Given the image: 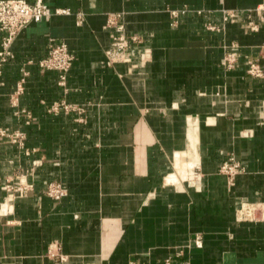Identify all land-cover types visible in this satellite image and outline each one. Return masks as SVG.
I'll return each mask as SVG.
<instances>
[{"label": "crops", "instance_id": "crops-1", "mask_svg": "<svg viewBox=\"0 0 264 264\" xmlns=\"http://www.w3.org/2000/svg\"><path fill=\"white\" fill-rule=\"evenodd\" d=\"M43 1L69 14L23 29L0 74V131L25 136L0 138V264H264V222L237 218L264 201V75L247 63L264 70V0ZM117 14L137 41L109 66ZM51 39L75 55L65 87L37 64Z\"/></svg>", "mask_w": 264, "mask_h": 264}, {"label": "built area", "instance_id": "built-area-1", "mask_svg": "<svg viewBox=\"0 0 264 264\" xmlns=\"http://www.w3.org/2000/svg\"><path fill=\"white\" fill-rule=\"evenodd\" d=\"M259 12L262 13L264 17V7L259 8ZM55 14H69V10L53 8L43 0H36L33 3L26 0H0V33L2 34L3 46V49L0 52V74L4 63L13 57L11 47L18 34L30 24L48 20ZM120 18V14L111 15L107 21V26L114 30L111 47L106 52V63L109 66L114 63L125 62L128 49L137 41L136 37H126L124 25L120 22ZM248 25L251 31L259 30V25L253 21L249 22ZM74 61L75 55L64 41L51 39L48 54L40 59L37 64L42 71L57 72L59 76V85L65 87L67 85L68 74L73 67ZM235 62L236 59L231 55H228L224 59V64L229 67L234 65ZM247 63L249 75L254 77H262L264 75V70L261 67L259 60L251 58ZM27 77L28 72L23 71L11 97V103L14 107H18L19 105L20 97L25 90ZM72 107L71 104L62 101L52 105L50 110L59 111L60 109H63L68 111ZM8 131V129L2 131L1 134L3 137L0 138L8 137ZM23 137L25 138L24 134ZM14 142L17 143L18 140L16 139ZM23 142L24 139L20 144L22 145ZM243 171L244 167L234 159L225 161L220 167V173L227 176L230 185L234 184L235 177ZM32 188L33 185L26 184L24 187H18V189H15L12 192L23 195ZM46 193L53 200L60 201L68 192L61 183L52 181L47 185ZM237 218L240 221L264 222V201L243 204L237 213ZM51 254L54 255L53 253Z\"/></svg>", "mask_w": 264, "mask_h": 264}, {"label": "rangeland", "instance_id": "rangeland-1", "mask_svg": "<svg viewBox=\"0 0 264 264\" xmlns=\"http://www.w3.org/2000/svg\"><path fill=\"white\" fill-rule=\"evenodd\" d=\"M4 130H6V129H3V130L0 131V137H3V135L1 133ZM8 133H9V136L8 137H4V138H9L12 143H15L14 141L17 139L18 140L17 143L20 144L23 141V139H24L23 133L21 131H19V130H15V131H12V132L8 131ZM0 142H1V140H0ZM9 181H6V183H7L6 186L9 188V190H12V191H14L15 189H18V187L22 188V187H24L26 185V183H21V182H18V184L16 185V184H13V183H11Z\"/></svg>", "mask_w": 264, "mask_h": 264}, {"label": "bare ground", "instance_id": "bare-ground-1", "mask_svg": "<svg viewBox=\"0 0 264 264\" xmlns=\"http://www.w3.org/2000/svg\"><path fill=\"white\" fill-rule=\"evenodd\" d=\"M179 157H180V155H179ZM179 159V158H178ZM172 178H174L173 176H172ZM171 180V179H170Z\"/></svg>", "mask_w": 264, "mask_h": 264}]
</instances>
